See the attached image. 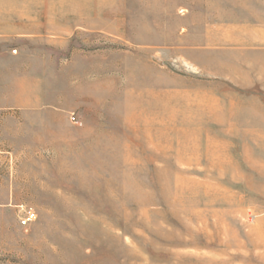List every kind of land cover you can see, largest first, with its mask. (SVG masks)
Masks as SVG:
<instances>
[{
	"label": "rangeland",
	"instance_id": "rangeland-1",
	"mask_svg": "<svg viewBox=\"0 0 264 264\" xmlns=\"http://www.w3.org/2000/svg\"><path fill=\"white\" fill-rule=\"evenodd\" d=\"M259 19L0 0V264H264V47L234 41Z\"/></svg>",
	"mask_w": 264,
	"mask_h": 264
},
{
	"label": "crops",
	"instance_id": "crops-1",
	"mask_svg": "<svg viewBox=\"0 0 264 264\" xmlns=\"http://www.w3.org/2000/svg\"><path fill=\"white\" fill-rule=\"evenodd\" d=\"M257 22L259 25H257L256 28H248L247 26L235 25L234 41H236V43H240L243 46L264 47V19H259Z\"/></svg>",
	"mask_w": 264,
	"mask_h": 264
},
{
	"label": "built area",
	"instance_id": "built-area-1",
	"mask_svg": "<svg viewBox=\"0 0 264 264\" xmlns=\"http://www.w3.org/2000/svg\"><path fill=\"white\" fill-rule=\"evenodd\" d=\"M72 120L74 121V118H72ZM33 218H34V214L31 212H28L27 215L25 216V218H23L20 221V225L26 226Z\"/></svg>",
	"mask_w": 264,
	"mask_h": 264
},
{
	"label": "bare ground",
	"instance_id": "bare-ground-1",
	"mask_svg": "<svg viewBox=\"0 0 264 264\" xmlns=\"http://www.w3.org/2000/svg\"><path fill=\"white\" fill-rule=\"evenodd\" d=\"M165 98V97H164ZM172 98V97H171ZM167 99V98H166ZM206 102V101H205ZM131 118H132V116H131ZM188 119V118H187ZM135 132V131H134ZM129 152V151H128ZM183 188V187H182Z\"/></svg>",
	"mask_w": 264,
	"mask_h": 264
}]
</instances>
